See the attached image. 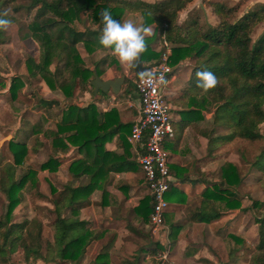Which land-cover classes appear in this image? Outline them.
Masks as SVG:
<instances>
[{"label": "trees", "instance_id": "1", "mask_svg": "<svg viewBox=\"0 0 264 264\" xmlns=\"http://www.w3.org/2000/svg\"><path fill=\"white\" fill-rule=\"evenodd\" d=\"M15 1L0 0V16L3 7ZM28 1L25 12L30 13L35 9V16L28 24V28L42 48L39 63L29 58L25 61L30 78L39 75L49 89L58 90L64 98L73 99V94L77 90L84 92L90 86L93 71L98 76L104 71L106 56L101 57L94 64V69L90 70L84 66L76 50L78 43H82L86 51L90 53L104 48L98 43L102 27L101 10H109L113 18L120 22L125 12L139 13L144 18L140 24L141 27L153 23L157 37L171 44L169 65L174 67L180 60L187 57L193 61L190 75L179 99L209 112L213 111L208 123L209 128L201 131L207 139L208 146L225 144L234 139L264 140V134L259 132L264 124V34L255 42H252L250 38L252 29L258 23L264 22V5L253 12L243 13L235 19L233 15L237 11L236 5L210 2L212 13L218 18V22L214 26L207 25L204 28L197 19L181 24L177 21L179 13L185 10L193 0ZM19 9L23 8L19 7ZM19 9L16 11L18 12ZM89 11L91 19L98 22L96 29L75 28V25L81 23V14ZM151 40L144 39L145 47L140 53L142 61L153 62L160 57L162 49L157 52L150 50L148 44ZM52 60L60 63V67L54 71L49 69ZM203 69L213 72L217 78L215 86L207 92H202L196 86L195 72ZM140 76V73L133 72L131 78L136 79ZM12 82L21 81L19 77H15ZM16 88L15 83L10 85L12 94ZM61 114L59 120L55 122V129L47 130L43 136L50 140L55 149L73 147L78 154V159L72 160L68 171L74 178L79 179L85 176L89 181L75 186L66 183L62 190L57 192L58 197L52 203L55 213L52 242H45L44 252L39 232L35 247L26 244L24 230L29 220L19 224L10 222L12 210L19 202L20 189L25 182V177L29 174L26 173L19 178L15 176V166L21 163L26 147L24 143L15 142L14 139L10 141L9 149L13 154V162L6 163L0 168V192L7 200L6 213L0 218V261H7L9 257L21 254L26 260L31 258L34 261L40 260L47 263L57 260L79 262L91 233L86 228V222L77 218L78 213L75 210L79 204L87 203L88 195L94 187H101L106 183L110 172H121L126 168L127 162L123 155L109 152L104 147L115 130L122 127L115 109L103 113L97 110L93 103L86 107L68 104ZM35 126L40 127L39 124ZM217 128L223 129L225 133L217 134ZM129 132L130 130L128 134ZM36 134L38 135L37 131ZM37 138L38 136L35 137V142ZM121 141L124 144L126 140L121 136ZM38 144H41V141ZM80 155H83V158ZM59 162L60 159L50 157L40 165V169L53 172L59 166ZM251 166L264 176V149L254 157ZM221 176L220 186L214 183L211 188H207L200 194V205L192 215L195 222L208 223L219 218L223 212L240 207L238 197L231 192V189L241 181L237 168L234 165L225 164ZM173 190L175 195H182L180 192H175L172 185L169 191ZM105 198L106 190L103 188L102 202H100L102 206ZM151 205L149 195H145L132 212L126 213V227L134 232L137 231L133 223L129 221V217L132 218V216L148 223ZM65 211L72 213V216L65 217ZM147 223L145 227L149 233ZM254 223L257 243L250 256L249 264H264V216L257 217ZM169 227L170 230L178 229L173 223H170ZM234 239L238 244L235 243L236 246L232 248L235 254L240 250L241 241L239 238L234 237ZM112 240L109 241V245ZM144 248L154 257L159 251H163L164 246L155 242L148 243ZM234 257L238 258L235 255ZM136 260L137 257L133 259L132 264Z\"/></svg>", "mask_w": 264, "mask_h": 264}, {"label": "rangeland", "instance_id": "2", "mask_svg": "<svg viewBox=\"0 0 264 264\" xmlns=\"http://www.w3.org/2000/svg\"><path fill=\"white\" fill-rule=\"evenodd\" d=\"M144 1L155 2L158 0ZM258 1L193 0L184 11L179 13L177 21L186 23L197 19L198 23L206 28L207 25L214 26L218 22V18L212 13L210 2H222L229 6L236 5L237 11L233 15V18L236 19L243 13L253 12L264 5V0ZM27 4H29L28 0H16L1 10V16L8 18L11 22L0 29V168L6 163L13 162L9 142L14 139L15 142L24 143L26 151L22 156L21 163L15 166V176L19 178L26 173L29 174L25 177V182L20 189L19 202L12 210L10 222L19 224L29 220L24 230L25 242L35 247L39 232L44 252L45 242H52L55 219L52 203L58 197L57 192L61 191L66 183L75 186L78 183H87L89 179H86L85 176L79 179L74 178L68 171L72 160L78 159L75 149L73 148L75 153L71 152L68 157H65L72 147L55 149L50 140L43 136V133L49 129H55V122L59 120L62 110L68 104L86 107L94 102V98L91 86L87 87L84 92L77 90L73 94V99L69 100L64 98L60 91L49 89L39 75L32 78L28 76L25 61L29 58L39 63L42 48L28 28V24L35 16V9L26 13ZM19 7L23 9H19ZM17 9H19L18 12ZM89 13L90 11L81 14V23L75 25V28L96 29L98 22L93 21ZM126 16H128V20L133 18V22L138 20L139 24L144 19L139 13L125 12L121 22ZM143 27L148 28L149 33L152 29L155 31L147 37V39H152L148 44L150 50L157 52L162 49L165 51L164 40L157 37L154 24L150 23ZM263 34L264 22H261L252 29L250 38L252 42H255ZM168 47L171 50V45L168 44ZM76 50L83 60L84 66L88 69L93 70L94 64L101 57L106 56L103 68L115 70V77L125 76L120 92L114 95L116 101L125 102L128 99V90L126 89L131 82L129 79L134 68L121 64L108 48L96 49L90 53L86 51L82 43H78ZM150 62L152 61H142L144 65ZM57 67H60V63L57 60H52L49 65L50 71H54ZM15 77H19L21 82H12ZM12 83H15L17 87L14 94L10 91ZM105 96L106 100L110 98L108 93H105ZM35 124H39L40 127H34ZM204 125L209 128L208 124ZM259 132L264 134V124L260 127ZM218 133L223 134L225 131L221 129L218 130ZM36 135L38 136L37 142H35ZM39 141L41 144H38ZM166 143L165 148L167 149ZM168 147H170V143H168ZM262 149H264V140L247 141L242 139H234L221 144L212 151L205 149L204 161L207 168L204 172L197 171L192 175L195 177L194 179L203 181L206 186L204 191L209 188L210 184L216 183L220 186L221 171L225 164L234 165L241 179L240 183L231 189V192L238 197L240 207L224 215V217L226 216L225 220L220 222L215 220L205 223V225L195 222L192 212L194 207L198 206L200 198L192 192L190 197L184 195L183 203L186 204L188 199L186 206L189 204L190 209H186L185 216L183 215V218L175 224L176 227H179L178 229L170 230L169 224L174 221L172 218L167 219L166 213V233L163 235L152 236L146 230L147 221L142 222L139 218L132 216V218L129 217V221L136 227L137 231L134 232L126 227L127 221L123 219L125 212L122 209L112 213L116 208H112L109 212L97 204L100 201V191L98 192L97 187H94L88 195L87 203L79 204L75 210L78 213L77 218L86 222V228L91 233L79 262L57 260L47 263L40 260L34 261L31 258L26 260L23 255L17 254L14 257H9L7 261H0V264H132L136 257L137 260L134 264H249L250 256L257 243L254 220L264 216V176H261L260 172L251 166L254 157ZM81 156L83 158V155ZM50 157L60 159L59 166L53 172L41 170L40 165ZM198 190L199 188H197ZM172 193L175 195L174 190L166 194L169 204H172L173 201L170 197ZM192 195L195 197H191ZM114 197L119 199L117 196ZM218 204L222 208L221 204ZM6 209L7 200L0 192V218L4 216ZM170 209L171 206L167 212ZM64 215L65 217L72 216V213L65 211ZM184 217L186 218L184 219ZM234 237L241 241L240 250L235 254L232 252V248L238 244ZM110 240L112 242L109 245ZM155 242L164 246V249L153 257L145 251L144 247L148 243ZM234 255L238 258L235 259Z\"/></svg>", "mask_w": 264, "mask_h": 264}, {"label": "crops", "instance_id": "3", "mask_svg": "<svg viewBox=\"0 0 264 264\" xmlns=\"http://www.w3.org/2000/svg\"><path fill=\"white\" fill-rule=\"evenodd\" d=\"M127 18L128 16L124 18V21L128 20ZM130 19L133 21V18ZM134 23L141 26L138 23V20ZM153 32H155L154 29H152L150 33L148 32L142 34L145 38H147L151 36ZM168 44L171 45L170 43ZM192 63L193 61L187 57L180 60L174 67L172 66L173 73L168 76L164 87V94L166 95V100L170 105V115L174 128L173 130L175 131V136L172 139V142L169 140L166 143L167 150L169 149L168 152H170L169 155L172 156L170 158V173L174 184L173 188L182 193V195H174L172 193L170 196L173 201L172 204H170V211L167 212V219L172 218L174 226L180 219L183 218V215L185 216L184 211H186V209H190L189 204L186 206L188 199L186 204L183 203L184 195L190 197L193 192L196 196H198V198H200V194L206 188L203 181L200 179H194V176L192 177L194 172H204L207 168V164H205L204 161V157L206 156L204 155L205 149L207 151H212L220 146L217 145L209 147L206 137H204L201 133V131L206 128L204 127V124L209 123L213 111L211 110L209 112L201 107L190 105L187 101L179 99L181 91L190 75ZM114 74L115 70L109 68L104 69L98 77L102 80H108L115 78ZM131 77L132 75L129 79L131 82L128 84L126 89L128 90V99H126L125 102L116 101L114 95L110 92H108L110 98H107V100L105 93H103L104 95L101 94L100 98L94 97L93 102L96 109L103 113L108 112L111 109H115L117 111L120 125L122 126L121 128L115 130L114 134L108 138L104 147L109 152L123 155L127 165L121 172H110L106 183L101 187H97V191H100V201L97 204L103 209H107L109 212H111L112 208H116L112 211V213L119 212V210L122 209V211L125 212V216H122L123 219L127 217L126 213L128 211L132 212L133 208L138 205L139 201L145 195H148L143 175L137 165L135 155L132 152L129 143L126 142L128 131L130 130L132 123L138 118L140 111L139 98L133 85L134 79ZM218 130L221 129L217 128V134H219ZM121 136L124 140H126L124 144L122 143L123 140L121 141ZM168 143H170V147H168ZM71 152H74L73 147L69 150V153L66 154L65 157H68ZM211 186L212 184H210L209 188H211ZM103 188L106 190V198L104 199V205L102 206L100 202H102ZM197 188H199L198 191ZM122 194L123 197H121ZM114 196H117L119 199H115ZM191 197L195 196L192 195ZM199 205L200 201L198 206L194 207V211L192 213L196 212ZM232 211L233 210L223 212L219 218L215 219L218 220L216 222L225 220L226 216L224 217V215ZM186 215L188 216V214ZM185 218L186 217H184V219ZM215 220H211L209 223L214 222ZM200 224L205 225L203 222H200Z\"/></svg>", "mask_w": 264, "mask_h": 264}, {"label": "built area", "instance_id": "4", "mask_svg": "<svg viewBox=\"0 0 264 264\" xmlns=\"http://www.w3.org/2000/svg\"><path fill=\"white\" fill-rule=\"evenodd\" d=\"M163 47L165 51L160 53L157 61L143 66V71H151L156 76L151 81L142 76L133 81L140 111L127 135V142L135 155L152 201L147 223L152 236L166 233L165 214L170 206L166 194L174 185L170 173V155L165 148V143L174 138V130L170 105L164 94V87L168 76L173 73V68L168 63V43L163 41ZM160 74H163V81L160 80Z\"/></svg>", "mask_w": 264, "mask_h": 264}, {"label": "clouds", "instance_id": "5", "mask_svg": "<svg viewBox=\"0 0 264 264\" xmlns=\"http://www.w3.org/2000/svg\"><path fill=\"white\" fill-rule=\"evenodd\" d=\"M100 19L102 27L98 37L99 45L110 49L121 64L134 68L138 63L139 54L145 47L142 33H147L149 29L138 26L132 20L120 22L114 19L107 9L101 10ZM10 22L8 18L0 16V29L9 25ZM140 75L149 81L156 76L151 71H141ZM195 76L196 86L202 92L212 89L217 82L215 74L207 69L197 70ZM163 79V74H160V80L163 81Z\"/></svg>", "mask_w": 264, "mask_h": 264}, {"label": "water", "instance_id": "6", "mask_svg": "<svg viewBox=\"0 0 264 264\" xmlns=\"http://www.w3.org/2000/svg\"><path fill=\"white\" fill-rule=\"evenodd\" d=\"M143 63L141 61V57L139 54V60L136 66L134 67L135 73H141L143 71ZM125 81V76L120 75L118 77H115L113 79L108 80H102L98 77L96 72L93 73V79L89 82L90 86L92 87V94L94 97H101V94L103 93H112L113 95H117L120 90L121 86Z\"/></svg>", "mask_w": 264, "mask_h": 264}]
</instances>
